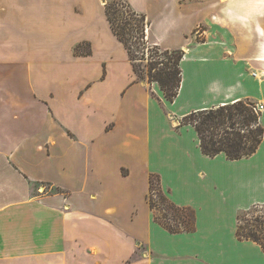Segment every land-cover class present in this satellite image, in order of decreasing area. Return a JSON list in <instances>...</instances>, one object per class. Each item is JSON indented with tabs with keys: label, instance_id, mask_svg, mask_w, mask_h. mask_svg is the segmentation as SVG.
<instances>
[{
	"label": "crops",
	"instance_id": "obj_1",
	"mask_svg": "<svg viewBox=\"0 0 264 264\" xmlns=\"http://www.w3.org/2000/svg\"><path fill=\"white\" fill-rule=\"evenodd\" d=\"M170 2L185 22L201 13L186 40L216 13L201 40L181 44L173 101L137 79L102 0H0V264H264L262 247L236 235L237 215L264 204V134L228 159L204 154L180 124L239 99L264 103V3ZM150 174L194 210V230L155 220Z\"/></svg>",
	"mask_w": 264,
	"mask_h": 264
},
{
	"label": "trees",
	"instance_id": "obj_2",
	"mask_svg": "<svg viewBox=\"0 0 264 264\" xmlns=\"http://www.w3.org/2000/svg\"><path fill=\"white\" fill-rule=\"evenodd\" d=\"M102 1L111 30L125 47L137 79L156 82L165 98L173 101L181 84L183 48H161L149 43L146 31L151 20L134 9L130 0ZM255 104L249 99H239L192 111L180 119V124L193 126L204 154L214 156L222 152L228 159H239L255 152L263 138L264 127ZM148 199L155 220L169 231L194 230V210L171 201L162 191L156 174L149 176ZM236 235L257 242L264 250V204L251 205L237 215Z\"/></svg>",
	"mask_w": 264,
	"mask_h": 264
},
{
	"label": "rangeland",
	"instance_id": "obj_3",
	"mask_svg": "<svg viewBox=\"0 0 264 264\" xmlns=\"http://www.w3.org/2000/svg\"><path fill=\"white\" fill-rule=\"evenodd\" d=\"M168 2H161L156 0H130L131 5L136 8L140 9L143 12L147 10L150 14V19L154 23V28L157 30V32H160L163 35V40L169 45L177 46L175 48H183L192 46L196 41L201 40L202 35L201 32L203 28L205 27L204 24L207 23L210 19H215L216 13L215 10L208 11L206 18L199 21L198 24L195 25L193 30L188 34L185 35L188 39L182 35L183 32L189 27V25H192L196 22V20L201 16V13L199 11H188V15H185V18L187 19V22H185L183 19L181 20L184 15H179L177 11H175L173 8L174 6L170 2L171 0H167ZM242 2V3H264V0H174L175 4L179 3H197L204 8L214 7L219 2ZM168 3V4H167ZM166 9H172L168 10L166 13ZM173 12V13H172ZM209 18V19H208ZM147 34V40L151 44H158L161 48H167L165 45V42H163L162 37L159 34H153L151 32L150 26L147 28L146 31ZM186 40V42H185ZM184 43V44H183ZM183 44V47L181 46ZM139 48L138 50H140ZM184 50V48H183ZM191 62L189 59H187L184 62V69H190ZM182 68V67H181ZM183 69V68H182ZM153 198L156 199L155 194H153Z\"/></svg>",
	"mask_w": 264,
	"mask_h": 264
},
{
	"label": "built area",
	"instance_id": "obj_4",
	"mask_svg": "<svg viewBox=\"0 0 264 264\" xmlns=\"http://www.w3.org/2000/svg\"><path fill=\"white\" fill-rule=\"evenodd\" d=\"M255 109L262 111L264 110V103H256L255 104ZM154 196V195H153Z\"/></svg>",
	"mask_w": 264,
	"mask_h": 264
}]
</instances>
